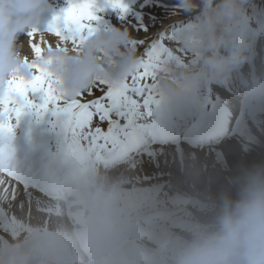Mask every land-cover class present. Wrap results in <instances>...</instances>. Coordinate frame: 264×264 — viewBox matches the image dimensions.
<instances>
[{
    "label": "bare ground",
    "instance_id": "obj_1",
    "mask_svg": "<svg viewBox=\"0 0 264 264\" xmlns=\"http://www.w3.org/2000/svg\"><path fill=\"white\" fill-rule=\"evenodd\" d=\"M173 22L179 23L181 20L175 19ZM37 25H42V27L47 28L49 24L39 23ZM46 31L47 29H44L42 32ZM50 39L55 38L50 37ZM258 41L260 43L261 39L256 38V44ZM21 44L22 40L18 39V51L22 54H26L27 45ZM262 47L261 50H263V52H261V54L264 57V44ZM252 48L253 49H250L251 51L249 52V57L246 62L251 68V70H249L250 83L253 79L257 82H253L252 86L247 88V93L249 92L248 94L246 93L248 98L243 99L245 103H242L240 107H238L236 100H229L227 97H224L219 103V112L222 110V102L228 103V106L233 108L234 111L230 110L231 112L236 113L238 110L237 117L233 121L231 128L236 131L235 134H228L226 140L219 137L218 130L224 125V121L221 118L217 120V114L219 112L214 113V111H216L215 107L214 109H207L198 105L194 107L191 98H198L201 96L199 89L187 99L192 101V107L186 106L187 100L182 104H176L174 101L162 100L158 110L159 114H161L158 120H154L146 112V115L141 114V112L135 115L132 118V140L126 138L123 139L119 148L125 153L130 152V150H135V152H137L139 148H142L140 147L142 141L136 133L141 129H145L149 138L146 142H151L149 135L150 125L153 121H156L158 122L160 129L163 130L166 127L163 117H166L171 123L176 120L178 121L173 124L175 129H173L172 126H167L169 130H172V135H174L173 132H177L178 128L176 127L189 123L188 129L191 131L189 134L190 140L193 141V143H199L200 146L192 147L181 142H175L172 144L166 143L165 145H158L157 143L156 145L158 146L148 144L149 147L144 153L130 161H125L126 163L124 165H118L110 171L103 170L102 168L96 169L92 166L95 171L98 170L97 172H99V175H97V173L94 174L95 184L93 191L96 192L100 184L102 182L104 183V188L99 198H97L93 192L86 193L88 188L85 186L74 188L70 194L68 192L70 188L69 186L72 185V188L74 185L73 183L85 179L84 177L86 175L83 178L80 177L79 180L66 179V174L68 172H75V170L84 175L85 165L81 163L85 160L84 145L81 144L79 146L78 152L75 154L76 156L62 155V159H60V156H57L56 153V146L59 143V137H57L58 131L55 133L57 138L53 136L52 141L49 142L45 135H40L38 133L41 131L40 128L37 129V127H32L31 125L34 123H29L26 117H22L15 127V133L22 135H16L14 138L18 139L21 136L23 137L21 144H25L26 150L32 152V157L27 163L19 166L21 170L18 176L10 177L7 174L0 173V205L3 203L2 206H0V217L3 218V223H5V221L9 224L13 223L9 217V213L13 214L14 211L12 209L11 211L9 209L10 207H7L8 203L6 200L13 201L11 199L13 194H15V197L20 194L19 207L17 208L19 211H15L26 223L30 221L29 219L35 221H31L32 224L40 223L38 221L46 219L45 217L42 218L43 212H52L49 224L53 225V229L48 230L45 234H42L41 230L38 231V237L43 238V246L37 254L39 256L38 261L43 259L47 264H101L102 261H105L103 264H161L155 256V249L161 246L157 234L154 231H152V233H147V228L144 232L146 233L145 235L147 238L143 239L141 237L142 231L139 226L135 225L134 227H130L123 224V222H118V220L114 222L116 226H114L112 222H110L111 225L107 226L106 229V223L98 226V224H96L97 221L103 222L104 218H110L116 215L114 210L110 211L109 209H104L100 211L99 205L101 204H99V202H108L117 205L119 204L120 199H126L124 196L118 199V201H115L114 195L116 192H113L111 189L113 183L116 185H122L123 183L127 184L130 178L157 176L160 177L157 182L161 184L168 182L169 185L167 188L170 186L173 187L171 193L175 191L178 193H186L188 191L192 194L202 195H205L210 189L213 190L214 186L236 180L237 175L240 173L239 169L243 166L241 163V157L244 155H251L254 151L251 150L250 147H257L258 143L264 141V137H260V135L264 133L261 131H264V120L262 119L263 121L260 123V121L257 122L256 119L264 114V109L261 106V104L264 103V80L262 81L264 76H256V70L263 68L264 72V65L262 66L259 61L254 63L255 53L258 51L256 45ZM248 66L245 65L244 62L241 63L240 66L239 64L236 65L237 68L240 67L242 69H247ZM246 83L247 82L244 84ZM193 107L194 109L192 110ZM250 108L252 109L251 111ZM247 116L250 117L251 120L255 119L256 122H253L254 126L249 125L250 129L247 127L244 132V128L246 127L245 118H248ZM187 117H189V122ZM182 128H184V126ZM180 134L175 135L180 137ZM144 136L145 134H142V137ZM39 137L42 138L44 147H42L43 143L38 144ZM158 139L162 142L161 138ZM88 147H90V145H88ZM100 147L101 146H99V148ZM87 153L90 156L94 154L92 151H87ZM50 154H52L54 159L50 160ZM213 154H217V159L213 160ZM116 155L117 154L114 153L109 156L116 157ZM64 157H70L71 161L65 160ZM251 158L257 161V166L263 164L264 158L260 159L253 156H251ZM74 160H76V162ZM35 164H38L37 168H30L31 165L34 166ZM247 170H252L248 163H246V166L244 167V171ZM103 171L107 172V175H105ZM253 171L254 170H252V172ZM19 178H21L22 181H18ZM23 182L27 184H23ZM81 184L82 182L76 186ZM151 186L154 187L157 185L152 183L143 184V187ZM169 192L170 191L167 192V197H169ZM42 193L56 194L57 197L55 199V197L52 198L42 195ZM84 193L90 194V202H93V199H96V203L88 209L86 204L79 205L76 208L69 210L67 212L68 216H66L65 211L59 207V202L56 200L59 199L60 196H64L65 198L67 194H69L68 201L79 200L78 197L82 195H85V200L89 199V195ZM133 196H135L134 198L139 197L136 194ZM193 197L197 196L194 195ZM227 201L228 200H224L223 202L227 203ZM198 203L199 202L194 198H191V200L188 201L189 206H197ZM29 209L32 210V213ZM126 210L127 212H130V210L125 209L124 213ZM5 211H7V215H4ZM104 215L105 217L103 218L102 216ZM139 220L141 221V218H139ZM141 222L145 221L143 220ZM147 226L150 227L151 225ZM34 231L35 230L31 232ZM58 232L60 235L57 237ZM47 235L50 238H57L58 240L54 241L53 239H50L51 245L47 246ZM177 241L178 240L175 239L167 240L164 248L169 249L176 247L179 245V241ZM119 242L121 243L119 244L120 246L126 243L122 252L128 253H121L122 255L119 254L116 256L109 254L118 246L117 243ZM47 251L53 252L54 256L52 257L49 255ZM67 251L72 252L73 255H71L70 259L64 260ZM100 254L102 255V259L97 262L96 259L99 258ZM45 255L49 257L46 258ZM58 258L59 260H57ZM38 261L33 262V264H37ZM56 261L58 262L56 263Z\"/></svg>",
    "mask_w": 264,
    "mask_h": 264
},
{
    "label": "rangeland",
    "instance_id": "obj_2",
    "mask_svg": "<svg viewBox=\"0 0 264 264\" xmlns=\"http://www.w3.org/2000/svg\"><path fill=\"white\" fill-rule=\"evenodd\" d=\"M123 3L127 6L125 12H122L119 7H115V8L112 7L111 4L107 2V0H96V4L99 6V11L97 12L99 16V20L95 22L97 31H111L114 28H120V29L128 30L130 34L129 39L144 38L146 40H152V41H156L157 39H167L172 54L166 55L156 65V69H155L157 76L156 90L160 94L161 101L162 100L174 101L171 98L165 97V95L163 94V92L159 87V81H160L159 69L169 59L177 61L180 65H187V64H191L193 61L198 60L199 57L202 55L200 50L184 48L180 41V34L185 29L193 26H198L200 24V16L202 15L201 9L197 7L196 9L188 13H184L183 11H180V9H183L185 5L178 3V0H123ZM177 5H182V7H177ZM68 6H69V1L50 0L47 9H49L54 14L55 17H58L63 15L64 10ZM245 15L250 24L249 31H250V36L252 38V47L256 45V49L258 51L257 53H255L254 63L259 61V63L262 64L263 66L264 57L261 54V52H263V50L261 49L263 48L262 45L264 44V16L261 17V15H264V0H248V4L246 5ZM194 18L196 19L192 20ZM175 19H179L181 20V22L179 23L173 22ZM182 23H184V25L188 27H183L182 29H178L181 26L180 24ZM32 27H36L40 29L41 32L44 29H47L45 27H42V25H37V24L33 25ZM145 27H147L148 29L147 32L143 31ZM138 28L140 29V31H137ZM165 33H168L169 35L165 37L164 35ZM50 37L51 36H49V38ZM256 38L261 39V42L259 43L258 41L256 44ZM19 39L22 40L21 45H27L28 44L27 32L21 34ZM252 47L250 49H253ZM177 49H179V51H176ZM250 49L248 50V57H249V52L251 51ZM26 51H28V49H26ZM244 64L248 66L246 60L244 61ZM249 70H251L249 66L247 69H242L240 67L237 68L235 66L231 70L230 77L227 81H223L216 77L207 80V83L205 82L200 87L197 88L201 92L200 94L201 96H199L198 98H191L193 100L194 107L196 105L207 109H214L215 107L216 111H214V113H218L220 111L219 103L220 101L223 100L224 97H227L229 100L231 99L236 100L238 107H240L242 103L243 104L245 103L243 99L248 98L247 94L249 92L247 93V88L251 87L253 82H257L255 81V79H253V81L250 83ZM256 76L257 77L264 76L263 68L260 70H256ZM263 80L264 78H262V81ZM245 82L247 83L244 84ZM221 105H222V110L217 114V120L221 118L224 121V125L221 127V129L218 130V133H219V137L224 138L226 140L228 138L227 136L228 134H235L236 132L231 128L233 121L237 117L238 110L236 113L231 112L230 110L232 111L234 110L232 107L230 108V106H228V103L222 102ZM186 106L192 107V101L187 100ZM261 106L264 109V103L261 104ZM194 107L192 108V110L194 109ZM251 110L252 109L250 108V111ZM140 112L141 114L146 115L143 109L138 110V112L135 115H137ZM160 115L161 114H159V111L154 109L151 118H153L154 120H158ZM263 115H261V117L259 116L256 118L257 122L260 121V123H262V121L264 120ZM22 117H26L29 123H34L31 125L32 127H37V129L40 128L41 131L38 133L40 135H45L46 139H48L49 142L52 141L53 136H55V133L58 131V129L53 127L52 121L54 118H51L47 115L36 116L35 114L30 113V114H25ZM187 118L189 122V117ZM163 119L165 121L166 127L172 126V128L175 129V126H173V124L177 123L178 122L177 120L171 123L169 120L166 119V117H163ZM245 119H246L245 121L246 127L244 128V132L247 127L249 128V125L254 126L253 122L254 123L256 122L255 119L251 120L250 117ZM246 122H249L250 124ZM36 124H38V126ZM188 124H183L182 127L184 126V128H188L189 127ZM129 125L125 130L126 135H122L115 143L109 141L107 144H103L100 148L95 145L88 147L89 143L86 142L82 143L84 145L85 160L82 161L81 163L85 165L84 176L85 175L86 176L85 177L83 176L85 178L84 180H79L78 182L76 181L77 183H73L74 185L72 188H71L72 185L69 186L70 187L68 190L69 194L73 191L74 188L79 186H85L86 188H88L86 190V193H92V192L96 193L93 191L94 189L93 187L95 184L94 174L97 173V175H99V172H97L98 170L95 171L94 168L96 169L102 168L103 170L110 171L111 169L117 167L118 165L119 166L124 165L126 163L125 161L128 160L130 161L131 159L138 157L140 154L144 153L147 150V148L149 147L148 145L149 143L146 142V140H148L149 138L146 134L145 129H141L136 133L139 139L142 141V145L140 146L142 148H139L137 152H135V150L134 151L130 150V152L125 153L121 150V148H119V146L122 144L123 139L126 138L132 140L133 137L132 122ZM261 131L264 132L263 130ZM173 133H174L173 136H175L176 138H181L180 133L178 132H173ZM142 134H145V136L142 137ZM175 134L178 135L180 134V137H178ZM57 137L55 136V138ZM260 137H264V133H262ZM175 142L176 141L173 139L169 142V144ZM39 143H43L42 147H44V142L40 137L38 140V144ZM250 149L253 150L254 152L251 155L242 156L241 163L243 164V166L244 165L246 166V163H248L249 167L254 171L253 172L252 170L244 171L245 166L244 167L242 166L239 169L240 173L237 175L235 181H229L220 184L218 186H214L213 190L210 189L207 193H205V195L192 194L191 192L188 191L186 193L184 192L178 193L177 191L171 193L173 187L170 186L169 188H167V186L169 185L168 182H165L164 184L157 182V180L160 177L143 176L142 178H132V179L130 178L127 184L126 183L125 184L123 183L122 185L117 184V187L119 188L116 187L117 190H115L116 192V194L114 195L115 201H118V199L124 196L126 199L124 198L122 200L120 199L119 204L117 205L114 203L99 202V204H101L99 205L100 211L104 209H109L110 211L114 210L116 215L110 217L112 220L110 218H105L106 220L112 222L114 226H116V224L114 223L116 222V220H118V222H123V224H126L130 227H134L135 225L139 226L142 231L141 237L143 239L147 238V236L145 235L146 233H144L147 228H148L147 233L150 232L152 233V231H154L158 236L159 243L161 244L160 246L161 248L159 247L155 249V256L157 260L161 264H178V260L193 245L194 242L203 240L204 238L213 235L215 233H218L221 230L222 219L226 214V212L235 211L237 204H239L248 195L252 193L264 194V183H263L264 161L263 164L257 166V161L251 158V156L260 159L264 158V141L262 143H258L257 147H250ZM87 151H92L94 152V154L90 156L87 153ZM106 151L107 154L109 155L114 153L117 155L116 157H110L109 155L106 154ZM56 153H58V144L56 146ZM93 155L96 156L94 157ZM214 159H217V154H213V160ZM76 160L74 161L76 162ZM92 166H94V168ZM103 172L105 175H107V172L105 171ZM80 182H82V184L76 186L77 184H80ZM147 183L148 184L152 183L157 186L143 187V184L145 185ZM23 184H27V183L23 182ZM161 188L163 189V191ZM168 191H170L168 193L169 197H167ZM69 194H67L65 198L64 196H60V198L56 200L57 202H59V207L65 208L66 212L83 204H86L88 209L92 205H94L97 201L96 199H93L94 201L90 202L91 201L90 194H86L89 195V199L86 200L84 198L85 195H82L78 197L79 200L68 201ZM134 194L138 195L139 197L134 198L135 197L133 196ZM194 195L197 197H193ZM19 196L20 194H18V196L14 201L6 200V202L8 203L7 207H10L9 209L10 210L12 209L14 211V217L12 214L9 213V217L11 218V220L13 221L14 219V224L6 226V222H5L3 223L2 226L5 228L9 227V229L15 227L16 231L15 234H12L9 231H0V249H3L5 246L16 240H24L25 245L28 246L31 244V242L34 239L39 238L38 231L41 230L42 234L46 233V231L43 230L45 226H47L49 230L53 229V225L49 224L52 215L51 211L49 213L46 212L42 213V218L45 217L46 219L44 220L41 219L40 221H38L40 223L32 224V222H35L32 219H29L30 221L27 223L24 220H22L17 215L18 214L17 212L19 211L17 210V208L19 207ZM191 198H194L199 202L197 206L188 205V201L191 200ZM224 200H228L227 203H224L223 202ZM65 203L66 205L63 206V204ZM2 204L3 203H1L0 206H2ZM125 209L130 210V212L129 211L127 212L126 210V212L124 213ZM15 210H17V212ZM29 210L32 213V210L31 209ZM102 217L104 218L105 215ZM139 218H141V221L144 220L145 222H141ZM147 225H151V226L148 227ZM32 229L35 231L31 232L33 231ZM59 235L60 233L58 232L57 237ZM41 239L43 240V238ZM169 239L178 240L180 246L177 245L176 247L165 249L164 248L165 243ZM119 244L120 242L117 243V245ZM125 253L127 254L128 252ZM67 254L64 260L70 259L71 255H73V253L69 251H67ZM109 254H112V252H110ZM45 257L48 258L49 256L45 255ZM38 259H39L38 255L34 256L33 262L38 261ZM57 262L58 261H56V263ZM232 264H240V260L238 256L233 257Z\"/></svg>",
    "mask_w": 264,
    "mask_h": 264
},
{
    "label": "clouds",
    "instance_id": "obj_3",
    "mask_svg": "<svg viewBox=\"0 0 264 264\" xmlns=\"http://www.w3.org/2000/svg\"><path fill=\"white\" fill-rule=\"evenodd\" d=\"M50 0H0V91L11 73L20 65V72L31 75L18 51L20 35L39 24ZM185 5L184 13L197 7L202 11L200 24L180 34L184 48L200 50L202 55L191 64L180 65L167 60L159 69V87L165 97L176 104L184 103L198 87L210 78L227 81L231 70L248 59L252 47L250 24L245 15L248 0H178ZM130 38L127 29L97 31L82 45L79 52L69 47L45 52L48 65L60 80L66 95L76 96L91 86L97 76L119 83L135 72L141 63L138 50L125 46ZM117 185L112 184L115 192ZM104 183L96 190L102 194ZM43 246L41 238L26 246L16 240L0 249V264H33ZM238 256L240 264H264V194L252 193L237 204L235 211L226 212L222 228L193 245L181 256L178 264H232ZM37 264H47L40 259Z\"/></svg>",
    "mask_w": 264,
    "mask_h": 264
},
{
    "label": "snow or ice",
    "instance_id": "obj_4",
    "mask_svg": "<svg viewBox=\"0 0 264 264\" xmlns=\"http://www.w3.org/2000/svg\"><path fill=\"white\" fill-rule=\"evenodd\" d=\"M107 2L126 11L123 0ZM98 11L96 0H69L63 15L54 18L46 32L36 27L27 31L28 51L22 59L23 64L33 70L32 74L21 73L18 65L0 91V173L10 177L20 174L14 137L15 127L25 114L54 118L53 127L58 129L59 137L57 156H62L75 155L85 142L97 147L109 141L115 143L126 135L125 130L138 110L143 109L150 116L154 109L159 110L161 97L156 90L155 69L161 59L172 54L167 39L125 41L126 47L138 50L141 63L119 83L97 76L91 86L76 96L66 95L60 87L59 78L48 67L52 57L45 59L44 54L61 47L79 52L85 41L97 32ZM147 30V27L143 29ZM49 158L54 159L52 154ZM11 199H16L15 194ZM12 215L14 217V213ZM2 225L0 217V231L15 234V227L9 229Z\"/></svg>",
    "mask_w": 264,
    "mask_h": 264
}]
</instances>
